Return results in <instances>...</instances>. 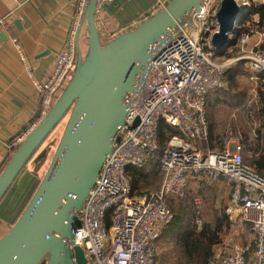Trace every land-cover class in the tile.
Returning <instances> with one entry per match:
<instances>
[{
  "label": "built area",
  "instance_id": "obj_1",
  "mask_svg": "<svg viewBox=\"0 0 264 264\" xmlns=\"http://www.w3.org/2000/svg\"><path fill=\"white\" fill-rule=\"evenodd\" d=\"M168 1L157 0L145 19ZM237 1L243 11L251 9L249 0ZM86 2L75 0L77 11L64 47L49 74L41 80L34 77L33 66L22 44L17 38L13 39L40 102L37 124L49 112L58 92L72 75L81 49L78 37L79 29L83 28ZM220 3L221 0L205 2L202 11L194 15V24L163 44L151 60L125 123L119 129L118 140L73 230L74 245L83 248L86 264H157L158 239L174 218L164 197H184L191 180L200 175L213 181L224 178L231 186L227 214L231 221L246 224L250 231L243 240L215 251L208 264H264V173L244 164L239 141H231L222 152H204L198 146L208 137L207 97L224 88L226 72L242 60H247V67L254 72H264V47L260 45L226 59L218 56L220 52L213 48L210 40L219 28L215 15ZM258 4L264 5V0ZM241 13L237 28L245 18ZM136 25H125L120 33ZM2 27L0 20V29ZM120 33L109 34L108 40ZM249 39L250 33H243L236 42L244 47ZM251 79L256 82L257 77ZM163 124L169 125L174 133L165 146L160 147ZM31 130L24 132L9 149L15 150ZM155 164L163 175L159 192H139L133 185L132 172L150 174ZM196 222L200 228L202 218L198 216Z\"/></svg>",
  "mask_w": 264,
  "mask_h": 264
},
{
  "label": "water",
  "instance_id": "obj_2",
  "mask_svg": "<svg viewBox=\"0 0 264 264\" xmlns=\"http://www.w3.org/2000/svg\"><path fill=\"white\" fill-rule=\"evenodd\" d=\"M101 1L85 4L86 54L79 49L72 76L49 112L5 157L0 214L15 221L0 238V264L87 263L83 248L74 245L80 212L155 53L191 27L208 0H169L106 42L96 24ZM143 1L148 9L157 4ZM242 11L237 0H221L215 15L219 28L210 40L218 52L237 41L231 35L237 36L233 23Z\"/></svg>",
  "mask_w": 264,
  "mask_h": 264
},
{
  "label": "trees",
  "instance_id": "obj_3",
  "mask_svg": "<svg viewBox=\"0 0 264 264\" xmlns=\"http://www.w3.org/2000/svg\"><path fill=\"white\" fill-rule=\"evenodd\" d=\"M259 1L249 0L251 9L242 20L235 37L252 33L264 23V5H259ZM253 14L259 16V22L253 20ZM239 51L237 42H232L218 56L230 57ZM246 64L247 60L239 61L236 67L226 72L224 88L208 95L206 112L209 134L208 139L198 143V146L202 151L222 152L233 134L240 142L244 164L264 173V72H254ZM252 76L257 77L256 82L251 79ZM173 133L169 125H162L160 147L165 146ZM132 173L133 185L141 193L159 192L163 175L158 164L153 166L150 174L142 171ZM225 182L224 178L213 181L210 177L200 175L191 180L184 197H164L174 211V218L158 239L157 264H208L215 248L228 244L225 241L233 228V222L227 214V204L219 202L215 194L219 187L224 190L228 188L231 193V186ZM198 198L203 204V212L201 208L200 213L196 205ZM209 200V214L206 215L205 202ZM198 216L202 218L200 228L196 222Z\"/></svg>",
  "mask_w": 264,
  "mask_h": 264
},
{
  "label": "crops",
  "instance_id": "obj_4",
  "mask_svg": "<svg viewBox=\"0 0 264 264\" xmlns=\"http://www.w3.org/2000/svg\"><path fill=\"white\" fill-rule=\"evenodd\" d=\"M147 5L143 0H106L100 4L96 24L103 40L108 41L109 34L120 33L127 24L142 22L155 6L148 9ZM76 11L75 0H0V20L3 21L0 29V173L7 163L5 157L11 153L10 145L37 124L40 110L36 88L23 69L13 39L17 38L22 44L33 66L34 77L41 80L49 74L63 49ZM255 18L260 21L259 16ZM83 29H79L78 37L82 51L88 42V33ZM237 44L240 51L236 54L249 52L258 45L264 47V23L250 33L244 47L240 42Z\"/></svg>",
  "mask_w": 264,
  "mask_h": 264
},
{
  "label": "rangeland",
  "instance_id": "obj_5",
  "mask_svg": "<svg viewBox=\"0 0 264 264\" xmlns=\"http://www.w3.org/2000/svg\"><path fill=\"white\" fill-rule=\"evenodd\" d=\"M254 16V18H253ZM258 15H252V18L253 20L256 21V18ZM197 21V19L195 20ZM257 22V21H256ZM84 28V29H83ZM83 32L87 31L86 30V26H83ZM256 29V28H255ZM254 29V30H255ZM104 42H106L105 40H103ZM87 48H88V44H86V47L83 49V54L85 55L86 52H87ZM228 54H231V53H228ZM232 56V55H231ZM228 57L226 56H222L220 57V59H226ZM237 66V65H236ZM235 66V67H236ZM72 75H70L68 77V80L71 78ZM65 86H63L60 90V92L64 89ZM60 92L58 94V96L60 95ZM229 140V141H228ZM228 144L227 146H229L230 142H237L239 141L235 135L231 134L230 136V139H228ZM153 191V190H152ZM141 192V190L139 191ZM215 194L216 196L218 197L219 199V202L223 201L224 204H227L228 203V199H229V195H230V192H229V189L226 188L225 190L222 188V187H219L218 190L215 191ZM200 201L199 199H196V205H197V209L199 210L200 208V211H201V208H202V212H203V204H202V201H201V204H200ZM211 200H209L208 202H205V214L208 215L209 214V210H208V207L207 205L209 204ZM166 202V201H165ZM167 204V203H166ZM168 205V204H167ZM170 208V207H169ZM171 209V208H170ZM172 209L174 210V208L172 207ZM199 211V212H200ZM174 212V211H172ZM14 217H12V219L10 221L8 220H5L2 218L1 214H0V238L7 233V231L11 228V226L13 225L14 221L13 220ZM233 222V221H232ZM249 231V228L246 224H239L238 222H233V228L229 234V236L227 237L226 241L228 244H223V246H221L223 249H227L229 248L234 242H237L239 241L240 239H244L245 237H247V234H248ZM251 234V233H250ZM249 234V235H250Z\"/></svg>",
  "mask_w": 264,
  "mask_h": 264
},
{
  "label": "bare ground",
  "instance_id": "obj_6",
  "mask_svg": "<svg viewBox=\"0 0 264 264\" xmlns=\"http://www.w3.org/2000/svg\"><path fill=\"white\" fill-rule=\"evenodd\" d=\"M246 15H247V11H242V13H241V16H244V17H246ZM238 21H239V18H237L235 21H234V25H238Z\"/></svg>",
  "mask_w": 264,
  "mask_h": 264
},
{
  "label": "flooded vegetation",
  "instance_id": "obj_7",
  "mask_svg": "<svg viewBox=\"0 0 264 264\" xmlns=\"http://www.w3.org/2000/svg\"><path fill=\"white\" fill-rule=\"evenodd\" d=\"M65 83H66V82H65ZM65 83H64V84H65ZM38 165H39V164H38ZM38 165H37V166H38Z\"/></svg>",
  "mask_w": 264,
  "mask_h": 264
}]
</instances>
